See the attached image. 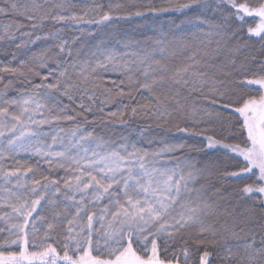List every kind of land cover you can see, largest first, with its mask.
I'll return each mask as SVG.
<instances>
[{
  "label": "snow or ice",
  "instance_id": "obj_1",
  "mask_svg": "<svg viewBox=\"0 0 264 264\" xmlns=\"http://www.w3.org/2000/svg\"><path fill=\"white\" fill-rule=\"evenodd\" d=\"M0 57V264H264V0H0Z\"/></svg>",
  "mask_w": 264,
  "mask_h": 264
},
{
  "label": "trees",
  "instance_id": "obj_2",
  "mask_svg": "<svg viewBox=\"0 0 264 264\" xmlns=\"http://www.w3.org/2000/svg\"><path fill=\"white\" fill-rule=\"evenodd\" d=\"M79 3L80 0H77ZM102 3H122V2H131V0H100ZM175 14L173 13H161L160 17L157 18L153 16L151 13H147L145 17H131L130 19H121L119 23V28L121 32L128 33L132 36L139 37L140 32L143 31L147 27L151 28H159L161 26H165L171 23L172 19H174ZM78 34L75 29L68 30V35H76ZM92 39V37H89ZM2 58V57H0ZM113 109H115V105H113ZM143 121H128L126 124L116 123L110 128H103V133L111 139L120 140L122 137L132 140L136 137L137 130H139L143 126ZM103 127V125H101ZM97 131L100 132L101 129L97 128ZM158 131L156 129L153 130ZM172 135H178L177 133H172ZM159 139V137H156ZM193 156L199 157L202 153H192Z\"/></svg>",
  "mask_w": 264,
  "mask_h": 264
},
{
  "label": "rangeland",
  "instance_id": "obj_3",
  "mask_svg": "<svg viewBox=\"0 0 264 264\" xmlns=\"http://www.w3.org/2000/svg\"><path fill=\"white\" fill-rule=\"evenodd\" d=\"M27 154L21 153L18 159L21 163H27L29 166H35V157H32L31 159L25 160ZM41 167H47L46 165H41Z\"/></svg>",
  "mask_w": 264,
  "mask_h": 264
}]
</instances>
